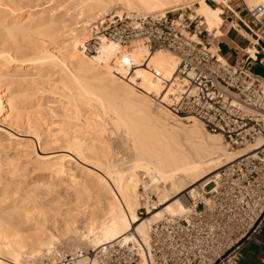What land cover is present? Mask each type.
I'll return each instance as SVG.
<instances>
[{
  "label": "bare ground",
  "instance_id": "obj_1",
  "mask_svg": "<svg viewBox=\"0 0 264 264\" xmlns=\"http://www.w3.org/2000/svg\"><path fill=\"white\" fill-rule=\"evenodd\" d=\"M53 1L70 9L58 15L57 8L51 7L41 14L24 16L16 10H2L0 5V117L14 128L27 112L19 103L22 98H27L19 89L20 82H28L29 78L32 82H35L34 78L44 81L45 78L44 86L48 84L50 93L57 96L64 120L56 123V131V128L50 129L51 126H42L40 98L31 99L27 105L33 104L36 110L32 115H26L31 116L35 124L32 133L39 141L44 136L46 146L61 143L66 153L82 162L81 165L64 153L39 155L29 143L14 137L19 156L29 160L35 155L32 160L51 177L46 183L33 182L21 189V193L20 189L19 192L4 189L0 193L2 198L9 193H20L19 196H25L23 202L31 205L28 208L12 204L0 210V254L10 256V261L12 257L17 263L23 258L34 260L48 255L53 245L71 233H78L80 240L89 241L97 247L95 250L115 242L148 245L154 223L166 217H182L189 211L182 198L175 199L177 196L213 174L225 162L224 166L243 157L252 148H230L221 134L211 133L199 120L184 118L171 110L180 90L179 84L168 83L178 64L175 54L160 50L146 57V48L134 45L130 56L136 67L130 70L121 61L127 50L119 45L104 42L92 57L80 48L88 40L91 26L104 16L153 15L163 18L180 13L192 3L196 8L190 15L191 20L200 19V26L203 24L207 32L218 38L222 36L225 9L233 0H213L218 4L215 8L206 0ZM243 2L248 7L264 6V0ZM193 37L197 39V36ZM247 51L255 56L254 47ZM27 66H31L32 71L26 69ZM54 77L56 80L52 81ZM8 81L19 87L12 88ZM48 89L45 91L49 92ZM152 94L161 97L162 102L152 99ZM184 120L189 125L183 123ZM108 125L111 131L122 134L121 143L132 150L127 151L132 152L133 161L127 162L130 166L126 167L123 162V168L114 165L115 148L108 137ZM2 156L0 182L20 183L28 171L25 165H30L29 161L26 160L28 164L24 161L25 165L21 167L23 164L20 166L16 157ZM144 175L160 181L163 186L157 188L158 203L145 204L149 217L143 220L137 210L140 207L139 186L143 184ZM212 184L213 180H209L200 187L208 191ZM198 189L189 193L195 195ZM59 191L66 194L73 191L78 195L74 196L76 202L86 200L87 206L84 205L87 202L82 201L87 207L84 213L83 210L65 211L61 204L58 205L62 198L71 197L63 196L66 195L63 193L57 198L52 197L51 203L40 202L53 192L60 194ZM91 200L97 208L90 206ZM98 206L100 209L96 210ZM80 215L84 221H80ZM16 216L20 221H13ZM79 221L83 222V228H79ZM95 262L92 258L82 257L75 264ZM0 264L7 263L0 261Z\"/></svg>",
  "mask_w": 264,
  "mask_h": 264
},
{
  "label": "built area",
  "instance_id": "obj_2",
  "mask_svg": "<svg viewBox=\"0 0 264 264\" xmlns=\"http://www.w3.org/2000/svg\"><path fill=\"white\" fill-rule=\"evenodd\" d=\"M242 6L256 31L255 46L264 54V6ZM200 28L197 20L177 23L169 16H104L91 26L89 39L80 47L92 57L104 42L119 45L127 50L121 61L130 70L136 67L130 56L134 45L145 47L146 57L160 50L175 54L178 64L168 83L179 84L180 90L171 110L221 134L230 148L252 147L219 170L210 190L188 193L189 211L184 216L154 223L148 245L115 242L92 251V259L101 264H242L243 244L261 231L264 159L259 157L264 146L258 145L264 139V78L248 70L254 61L248 52L244 62H229L220 44L213 45L216 38ZM82 257L83 253L53 258L75 264Z\"/></svg>",
  "mask_w": 264,
  "mask_h": 264
},
{
  "label": "rangeland",
  "instance_id": "obj_3",
  "mask_svg": "<svg viewBox=\"0 0 264 264\" xmlns=\"http://www.w3.org/2000/svg\"><path fill=\"white\" fill-rule=\"evenodd\" d=\"M206 1L208 2V4L211 7L215 8V7L218 6V4L215 1H213V0H206ZM242 3H243V0H233L230 4H231L232 8L234 10H236V8H235L236 6L243 9ZM0 5L2 7V10H7V11H9V9L16 10L17 13H22V14H24V16H28L29 13H31V14H41L42 12L50 9L51 7H56L57 8L56 14H58V15L64 14L70 9L66 5H61L60 3L55 4V1H53V0H26V1L23 0V1H20V3L18 2V0H0ZM195 8H196V4L192 3L189 6H185L180 13H176L174 15H168V16L170 18H174L178 22L182 21L183 19H185L187 22H189L190 19H191L190 15L194 13ZM228 12L230 14H232V15L234 14V12H232L231 10H227L226 13H228ZM69 13H71V11H69ZM179 15H183V18L181 20H179ZM197 22L200 23L201 20L197 19ZM200 30H206L207 31V27L202 24ZM213 37L214 36L212 35V38ZM218 41H219V39H216L215 42L213 43V45L218 44L219 43ZM22 43H24V42H22ZM25 68L26 69L28 68L29 71H32V69H33L31 66H27ZM10 73H11V71H10ZM10 75H12V73ZM34 79H36L35 82L33 81L34 83L29 78L27 80L28 82H23V84L21 83L22 82L21 81L22 79H21L20 80L21 81L20 82V84H21L20 87H19V85L14 84L12 81H8L7 82V84L12 86V88L19 87V89L23 93H26L25 95H27L26 96L27 98H22L19 101V103H20L21 106H23L24 108L27 109V112L24 113L25 118L21 117V118L18 119L17 124L15 125L14 128H12L10 126L8 120H4V117H0V158L4 157L2 155L6 154L8 156L10 155L9 157L12 158V159H13V157H11V156H14V158L16 157L18 159V160L17 159L16 160L20 161L19 162L20 166L23 164V166H21V167H24V165L26 163V160L29 161L28 163L30 165H25V166L28 167V171L26 172L25 178H23L20 183H18V184L15 183L16 185L13 184V183H11V184L9 183V185H10L9 186L7 181L5 179H3V178H5L4 175H2V177H3L2 181L3 180H5V181H3L2 183L0 182L1 183L0 184V193L4 189L6 191L8 190L9 192L11 190L12 191L15 190V192H17V191L19 192V189H20V193H21L22 192L21 189L26 188V186H29L33 182L46 183V182L51 181V179H50L51 177H49V175H47L48 172L46 170L45 171L42 170V169H44L42 167H39V168H42V169H39L38 168L39 165H37L36 162L33 161L34 159L32 157H34L35 155L31 156L29 160L28 159L24 160V159H22L21 156H19L20 154H18L17 150H15V146H14L15 138L14 137H18V138L26 141L27 143H29L30 146H32V148L34 149V151H36V153H38L39 155H46V154L54 155V154H63L64 153V154H68V155L73 157V155H71L69 153H66L64 151L65 146H63L61 143L58 144V145L57 144H54V145L50 144V145L46 146L45 143H44V139H45L44 136L43 137L41 136L42 139L40 141L34 136L33 133H34L35 127L33 129V125L35 126V124H34V122H32L33 120L31 118V116L28 117L27 115H32V113L36 110V108L33 106V104L27 105L29 100H31V99L32 100H34V99L38 100L40 98L39 104L41 105V109L39 111H41V110L42 111L39 113L40 114L39 119L41 120L40 124L42 126L43 125L44 126L47 125L49 128L51 126L50 129L53 130L54 128H56V129H54L56 131L57 130L56 125L62 123V121L64 120L63 119V115H64L63 108H61L62 110L59 108L58 105H60V104L57 102L58 101L57 96H55V95L50 93L49 89L46 87V86H49L48 84L47 85L45 84V86H44V83L46 82L45 78H44L45 82L43 81V79L42 80L41 79L37 80V78H34ZM55 80L56 79L54 77V80L52 79V81H55ZM29 81H30V83H29ZM36 81H37V83H36ZM43 88H46V89H43ZM47 89H48L49 92L45 91ZM152 99H154V98H152ZM51 112L52 113L54 112V114H52ZM182 122L189 125V123L187 121H185V120L182 121ZM56 123H58V124H56ZM53 124H55V126H53ZM107 128L109 130L108 131V137L112 141V143H113L112 145H114L113 147L115 148L113 150V153H114L113 154V158H115L113 160L114 161V165H118L119 164L117 166V168H119V166H122V168L125 167V165H123L124 163L127 164L126 167L130 166L131 164L128 165V163H131L133 161V159H132L133 157H132V152H130L131 153V157H130V153L127 152V151H132L130 149L129 145H128L129 149H127L128 148L127 144H124V145H126V147H125L121 143L123 141L122 140L123 139L122 134L121 135H120V133L116 134L115 132L111 131L109 125L107 126ZM41 129H43V128H41ZM119 143H121L122 145L119 144ZM123 147H125L127 150H125V148L123 149ZM73 158H75V160L78 161V163L82 165V162L79 161L76 157H73ZM118 160H120V161H118ZM17 161L15 163L18 164ZM24 161H25V163H24ZM122 162H123V164H122ZM28 163H26V164H28ZM226 163L227 162H225L223 165H221L218 168V170L214 171L213 174L209 175L208 177H206L201 182H199V183H197L195 185H191L190 187H188L185 190V192H183L181 195L177 196L175 199H179L180 198V200H181V198H182L183 200H181V201L182 202L184 201L183 203L187 204V206L189 207L188 199H186L188 193L190 191L194 190L195 188H199L200 189L201 188L200 186H202V184L205 181L213 180V177L219 172V170ZM1 174H2V172L0 173V176H1ZM142 183L143 184H141L139 186L140 207L137 210V213H138L140 219L144 220V219L149 217V215L147 214L148 210H147V207H146L145 204H147V202H149L150 205H152L153 203H158L159 190H157V188L161 189L163 184L160 183V181H158L156 179H152L151 177H148V175H144L142 177ZM7 185L9 186L10 190L8 189ZM145 185L147 187H145ZM212 187H213V184H212ZM16 188H18V190ZM15 192H14L15 195L9 193L10 195L8 194L4 198H2L0 196V200H2V203H0V210H1V208H6L7 206H10L12 204H17L18 206H25L26 205L28 208H30V206H31L30 204H28L26 202L25 203L23 202L25 196H19L20 193H15ZM68 192L69 193H67V194L64 193L63 191L62 192L59 191L60 194H57L58 192H56V193L53 192L52 195L44 197L45 200L44 199L43 200L40 199V202L43 201V203L45 202V204H46V201H47V202L51 203L50 200H53L52 197L56 196V198H57L60 195L66 194V195H63V196H71V197H68V199H66V198H62V200L59 199V200H61V202L58 201L57 202V203H59L58 205L61 204L60 206H62V208L65 211H67V210H74V211L83 210L82 213H84V211L87 209V207H85L84 205L87 206L88 202L86 200H82L84 203L87 202L84 205H83L82 201L76 202V200H75L76 198L74 196H78V195H76L73 191H68ZM61 193H63V194H61ZM92 196H94V195H92ZM64 199H66V200H64ZM94 202H95V200H94ZM62 203H63L64 206L62 205ZM78 203H80V204H78ZM89 204H91L90 205L91 207L95 205V203H93V200H91V203H89ZM90 206L88 205V207H90ZM96 206L97 205H95L94 207H96ZM162 208H159V209H162ZM77 209H79V210H77ZM90 209H92V208H90ZM99 209H100V207L98 209H96V210H99ZM151 209H149V210H151ZM157 210H152V211L156 212ZM140 211H143L144 214L140 215L139 214ZM82 213L80 212V214H82ZM82 216L83 215L79 216V217H81L80 221L83 219ZM4 217H5V219L7 218L6 216L2 215V218H4ZM17 218L18 217L16 216L13 219V221H18V220L20 221V218L19 219H17ZM80 221H79V223H80ZM82 221H84V219ZM82 223L83 222L80 223L81 225L79 224V228H81V226L83 228ZM84 231H85V229H84ZM93 246L94 245L92 243H90L89 241H83V240L81 241L80 240V235L78 233H71V234L61 238L58 241V243L53 245V247L50 249V253H48V255L44 254V255H42V257H39V258L34 259V260L23 258V260L20 259L22 263L20 262V260L17 263L15 260H13L12 257H11V261H10V259H9L10 256L7 257L5 255H1L0 254L1 255V260L0 261L1 262L4 261L7 264L8 263L9 264H11V263L12 264H52L54 262L60 263L59 260L55 261V259L53 258V257H56L57 254H62L64 256L66 254L75 255V254H81V253H83V256L86 257V258L87 257L88 258H92V256H91L92 251H95V249H97V247L95 248ZM4 256H5L6 259L4 258Z\"/></svg>",
  "mask_w": 264,
  "mask_h": 264
},
{
  "label": "crops",
  "instance_id": "obj_4",
  "mask_svg": "<svg viewBox=\"0 0 264 264\" xmlns=\"http://www.w3.org/2000/svg\"><path fill=\"white\" fill-rule=\"evenodd\" d=\"M235 8L236 10L230 4L225 9L222 36L216 38L219 39L222 55L229 62H244L247 58V49L254 47L255 56L251 55L254 61L250 62L248 70L264 78V54L260 51V46H255L257 45L255 28L250 25L246 11L237 6ZM227 10H231L234 14L226 13ZM240 254L242 264H264V220L260 233L243 244Z\"/></svg>",
  "mask_w": 264,
  "mask_h": 264
},
{
  "label": "snow or ice",
  "instance_id": "obj_5",
  "mask_svg": "<svg viewBox=\"0 0 264 264\" xmlns=\"http://www.w3.org/2000/svg\"><path fill=\"white\" fill-rule=\"evenodd\" d=\"M202 6H203V5H202ZM225 6H226V5H225ZM218 12H219V9H217V14H218ZM193 39H195V37H193ZM125 62L127 63L128 61L125 60ZM258 146H264V139H262V140L260 141V144H259ZM259 159H264V150H262ZM95 264H101V262H100V261H96ZM104 264H107V261H105Z\"/></svg>",
  "mask_w": 264,
  "mask_h": 264
}]
</instances>
